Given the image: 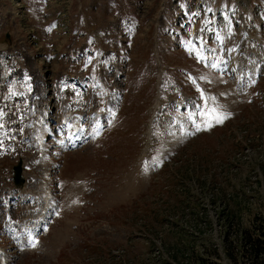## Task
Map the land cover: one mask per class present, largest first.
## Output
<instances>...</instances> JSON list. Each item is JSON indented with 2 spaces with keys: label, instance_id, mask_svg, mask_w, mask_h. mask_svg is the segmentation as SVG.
<instances>
[{
  "label": "rangeland",
  "instance_id": "rangeland-1",
  "mask_svg": "<svg viewBox=\"0 0 264 264\" xmlns=\"http://www.w3.org/2000/svg\"><path fill=\"white\" fill-rule=\"evenodd\" d=\"M263 60L264 0H0V188L46 111L62 208L28 252L0 210L9 257L264 264V107L239 95Z\"/></svg>",
  "mask_w": 264,
  "mask_h": 264
},
{
  "label": "bare ground",
  "instance_id": "bare-ground-1",
  "mask_svg": "<svg viewBox=\"0 0 264 264\" xmlns=\"http://www.w3.org/2000/svg\"><path fill=\"white\" fill-rule=\"evenodd\" d=\"M69 118H70V120L72 119L70 116L67 119H69ZM43 124L48 125L49 124L48 123V119L45 118V122H43ZM23 197L24 196L21 197V200H22ZM42 202H44V199H42ZM24 203L27 205V200L24 199ZM46 204L49 205L51 208H55L57 206V205H55V203H52V202H46ZM43 208H44V205H43ZM43 208H42V210L39 211V213H35V212L28 213L27 219L24 222V227H22V228H23L24 232L26 234H28L29 236H31V237L37 236L38 234H37L36 230L37 231L40 230L41 225H46L47 224L45 222L46 221L45 217L48 216L47 215L48 213H45L43 211ZM32 223L34 224V227L31 228L32 231L30 230L29 232L28 231L26 232L25 229H27V225L32 224ZM4 257H5V254H4ZM5 260H7V259L5 258Z\"/></svg>",
  "mask_w": 264,
  "mask_h": 264
},
{
  "label": "snow or ice",
  "instance_id": "snow-or-ice-1",
  "mask_svg": "<svg viewBox=\"0 0 264 264\" xmlns=\"http://www.w3.org/2000/svg\"><path fill=\"white\" fill-rule=\"evenodd\" d=\"M212 67H216V64H212ZM213 100L215 99L214 97L212 98ZM200 115L205 117V125L206 127H211L213 123H223L225 119H227V114L221 113L218 111L217 108L211 107V108H205V110L200 113ZM197 131L201 130L200 126L197 125ZM35 246V244H33Z\"/></svg>",
  "mask_w": 264,
  "mask_h": 264
},
{
  "label": "water",
  "instance_id": "water-1",
  "mask_svg": "<svg viewBox=\"0 0 264 264\" xmlns=\"http://www.w3.org/2000/svg\"><path fill=\"white\" fill-rule=\"evenodd\" d=\"M23 162H19L17 166L14 167V182L16 186H22L24 184L23 173Z\"/></svg>",
  "mask_w": 264,
  "mask_h": 264
}]
</instances>
